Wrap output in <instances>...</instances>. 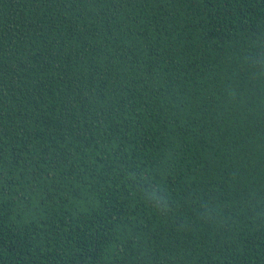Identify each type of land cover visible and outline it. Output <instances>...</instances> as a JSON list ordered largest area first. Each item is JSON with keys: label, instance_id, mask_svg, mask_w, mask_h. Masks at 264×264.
Listing matches in <instances>:
<instances>
[{"label": "trees", "instance_id": "16d2710c", "mask_svg": "<svg viewBox=\"0 0 264 264\" xmlns=\"http://www.w3.org/2000/svg\"><path fill=\"white\" fill-rule=\"evenodd\" d=\"M0 264H264V0H0Z\"/></svg>", "mask_w": 264, "mask_h": 264}]
</instances>
